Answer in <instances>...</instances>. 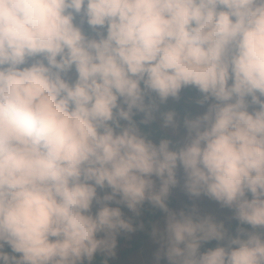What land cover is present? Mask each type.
Segmentation results:
<instances>
[{
  "label": "clouds",
  "instance_id": "obj_1",
  "mask_svg": "<svg viewBox=\"0 0 264 264\" xmlns=\"http://www.w3.org/2000/svg\"><path fill=\"white\" fill-rule=\"evenodd\" d=\"M189 87L203 111L155 142ZM178 169L234 233L169 209ZM145 202L156 264H264V0H0V264L114 256Z\"/></svg>",
  "mask_w": 264,
  "mask_h": 264
},
{
  "label": "rangeland",
  "instance_id": "obj_2",
  "mask_svg": "<svg viewBox=\"0 0 264 264\" xmlns=\"http://www.w3.org/2000/svg\"><path fill=\"white\" fill-rule=\"evenodd\" d=\"M186 102L187 104H185L184 108H182L181 110L177 112L178 119L180 120L179 129L175 133H173V130L171 129H166L167 131L172 133L175 136V138H177L178 140L180 138L181 141L183 140V137L185 135V130L182 126L183 118L185 115H192L191 110L195 108L194 100L189 99ZM177 104H178V100H174L170 98L168 101V106L170 107L177 106ZM177 179H178L177 186L172 188L170 191V193L175 197L177 201L176 206L173 209V211L178 212L182 210L186 205H190V206L192 205V207H195L197 209L200 215H211L216 220L223 221L225 223V227L228 228L231 232H233L230 229L229 224L230 222L236 221V220L231 218L233 216V212L231 209L221 207V205L218 202L210 199L209 197L203 194L200 197H191L183 188L184 180H183V170L182 169H178ZM145 203L149 204L148 202H145ZM141 211L144 212L145 210L142 208ZM166 217H167V213H164L163 215H161L160 220L162 222L158 221L155 224L156 227L163 229L166 223ZM136 234L137 232H134L133 235L129 233L126 239L122 243H120L118 246H116L115 255L113 256L115 260H119L120 262H123L122 260L119 259V257L122 255V252H126L128 249L133 247V243H134L133 236H135ZM216 245H217L216 241H211L209 243H206L205 246H203L201 250L203 251L208 248H214ZM160 250H161V244L156 239H153V242H150V244L146 248H144V250L137 253L133 257V259L131 260V264H156V255L158 252H160ZM159 264H168L166 257L161 256Z\"/></svg>",
  "mask_w": 264,
  "mask_h": 264
},
{
  "label": "trees",
  "instance_id": "obj_3",
  "mask_svg": "<svg viewBox=\"0 0 264 264\" xmlns=\"http://www.w3.org/2000/svg\"><path fill=\"white\" fill-rule=\"evenodd\" d=\"M199 93L195 88H185L181 91L180 98L178 99L177 106L170 107L168 106V102L161 106V111H168V110H175L178 112L182 108H184L185 104H187V100L192 99L194 102L199 98ZM197 98V99H195ZM203 108H201L199 105L195 102V108L191 110L192 116L197 114L198 112H201ZM178 114V113H177ZM140 117H137L139 119ZM159 120V114H157V120L153 122L151 125L144 126L141 125L143 131H145L149 136L155 141L159 142L162 138H171L173 139L174 143L177 142L176 138L172 135H169L167 131H165L162 128H157L156 126L159 125L157 121ZM179 142V141H178ZM167 204L169 209L173 208L176 205V200L174 197H168ZM142 208L144 210H147V213L144 214L142 212ZM140 210V215L135 216L133 213H131L127 208H124L123 211L125 212V215L128 217H132L134 225L137 226V234L133 236L134 243L133 247L128 249L126 252H122V255L119 257L120 260L123 262H120L119 260H115L113 256L107 257L102 253H98L94 256L93 260L91 261V264H131V260L133 257L141 250L142 248H146L150 242H153V236H152V228L155 225L154 220H156L162 210L152 206L151 204L145 203L143 207ZM192 205H186L182 210L190 211L192 209ZM143 225V227H139V225ZM238 221H232L229 224L230 229L235 232L236 228L238 227ZM244 227H249L247 225H244ZM129 233H122L117 237V246L126 239ZM7 250V249H6ZM84 264H89L87 260L84 261Z\"/></svg>",
  "mask_w": 264,
  "mask_h": 264
},
{
  "label": "bare ground",
  "instance_id": "obj_4",
  "mask_svg": "<svg viewBox=\"0 0 264 264\" xmlns=\"http://www.w3.org/2000/svg\"><path fill=\"white\" fill-rule=\"evenodd\" d=\"M142 250H144V249L142 248L141 250H139V252H141ZM139 252H138V253H139Z\"/></svg>",
  "mask_w": 264,
  "mask_h": 264
}]
</instances>
